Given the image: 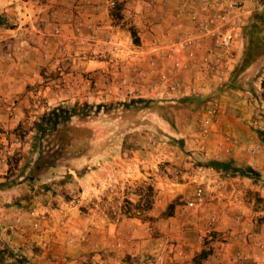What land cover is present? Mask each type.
<instances>
[{
    "label": "rangeland",
    "instance_id": "obj_1",
    "mask_svg": "<svg viewBox=\"0 0 264 264\" xmlns=\"http://www.w3.org/2000/svg\"><path fill=\"white\" fill-rule=\"evenodd\" d=\"M263 81L264 0H0V264H264Z\"/></svg>",
    "mask_w": 264,
    "mask_h": 264
},
{
    "label": "trees",
    "instance_id": "obj_2",
    "mask_svg": "<svg viewBox=\"0 0 264 264\" xmlns=\"http://www.w3.org/2000/svg\"><path fill=\"white\" fill-rule=\"evenodd\" d=\"M264 85V81H263ZM80 108L79 106L74 107H67V106H60L58 108H54L47 114H44L40 119L39 122L36 123V127L41 133V136H44L48 131H55L58 129L59 125L65 124L72 119V117L79 115ZM212 166L217 169H222L227 171L230 167L226 164L221 163H212ZM234 173H239L242 176L247 174H257L251 168L246 169H239L235 168L233 170ZM210 253L207 251H202L199 255H197L194 260L193 264H204V262L209 257Z\"/></svg>",
    "mask_w": 264,
    "mask_h": 264
},
{
    "label": "built area",
    "instance_id": "obj_3",
    "mask_svg": "<svg viewBox=\"0 0 264 264\" xmlns=\"http://www.w3.org/2000/svg\"><path fill=\"white\" fill-rule=\"evenodd\" d=\"M229 15V14H227ZM224 19L227 18V16H223ZM193 20H195V23L197 24V29H198V33L199 34H203L205 35V33L208 31V29L210 28V25L212 24L214 26L215 24V20L212 19L211 22L209 23H203V21H198L196 19V17H193ZM211 26V27H213ZM233 41V36L231 34H226L225 36L222 37L221 41L218 43L219 46H221L223 49H226L229 47V45L232 43ZM201 45V40L199 39H195L192 36H188L185 39H182L179 41V50L182 51L187 58L194 60L195 58V49L197 47H200ZM180 86L179 84H177L176 87H173V90H179ZM212 115L210 118L207 119L206 121V125H218L219 124V116L217 114V110L213 109L212 111ZM202 196V190L199 189L196 193V197L194 200H192L188 205L190 208H194L195 205L197 204L198 201H200Z\"/></svg>",
    "mask_w": 264,
    "mask_h": 264
},
{
    "label": "crops",
    "instance_id": "obj_4",
    "mask_svg": "<svg viewBox=\"0 0 264 264\" xmlns=\"http://www.w3.org/2000/svg\"><path fill=\"white\" fill-rule=\"evenodd\" d=\"M197 15H200V13H196L193 17H196V19H198V20L204 19L206 17V16H203V15H200L201 18H199ZM180 16H181L180 20L183 19L184 20V23H187L189 26H192L194 24L191 20H189V18L191 17L190 15H188V14H181Z\"/></svg>",
    "mask_w": 264,
    "mask_h": 264
}]
</instances>
